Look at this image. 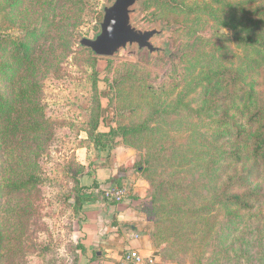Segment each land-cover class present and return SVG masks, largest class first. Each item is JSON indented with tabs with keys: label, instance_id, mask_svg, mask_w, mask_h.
Listing matches in <instances>:
<instances>
[{
	"label": "rangeland",
	"instance_id": "rangeland-1",
	"mask_svg": "<svg viewBox=\"0 0 264 264\" xmlns=\"http://www.w3.org/2000/svg\"><path fill=\"white\" fill-rule=\"evenodd\" d=\"M111 4L0 0V264H70L81 178L121 148L134 152L135 161L147 159L136 178L148 196L150 232L167 239L156 244H166L168 259L264 264L261 212L235 240L236 213L205 186L209 171L199 167L204 160L210 169L219 165L217 131L254 126L252 112L238 116L236 100L246 95L264 103V0H137L130 23L154 32L155 49L127 44L98 56L80 39L95 38ZM34 44L37 59H31ZM123 126L148 129L120 132L101 151L88 137ZM166 135L173 141L153 153ZM175 155L196 162L195 171L178 169Z\"/></svg>",
	"mask_w": 264,
	"mask_h": 264
},
{
	"label": "trees",
	"instance_id": "trees-1",
	"mask_svg": "<svg viewBox=\"0 0 264 264\" xmlns=\"http://www.w3.org/2000/svg\"><path fill=\"white\" fill-rule=\"evenodd\" d=\"M44 33L45 31L43 30L40 36H42V34ZM252 37L253 36H250L251 40ZM38 39L39 36L35 40V44L36 42L38 43ZM31 51V59L33 57L34 59H37L40 54L38 52V45L35 46L33 49L30 48V52ZM207 90L211 91L209 90V88ZM241 99L242 100H236L237 102H242L240 105H238L236 113L238 114V116L245 117V113L247 111L252 112L251 119L254 121V126H251V128H249V126H244V124L242 125L240 123L238 126H230L224 128L222 131H217V135H214L216 139L220 140L217 143V154L214 156V161L215 163H219V165L216 167V169H210L209 167L213 166L210 161L204 160L199 162V167L203 165L206 168V171H209L208 173H206L209 176V180L207 184H205V186L209 188L211 192L216 191L215 196L220 195L221 199H224V201H226L236 213V216L235 218H233L234 220H232V222L236 225L241 224V226H237L234 229L233 236L235 237V240H242V238H244V236L248 234V231H246V224H249V226L251 224H256L253 219L250 220L251 216L256 217V215H259V212H261V215L256 218H264V103L260 100H252L246 95ZM146 129H148V126H138L134 129H128L126 126H123L120 128V130H118L117 128H109L108 133L104 136L102 134L91 132L89 133L88 137L93 140L96 150L101 151L106 148H110L113 142H117V140L115 141V137L118 136L120 132L134 133L136 131ZM187 129L190 130L191 128L188 127ZM173 130L178 132L184 129L178 127L175 129L173 128ZM33 131L34 134H36L39 130L33 128ZM1 132L2 129H0V134ZM169 140L171 142L173 141L172 138H167V135L166 137L162 138L159 143L154 146L153 153H159L163 143L168 142ZM170 145L174 146V144ZM186 146V152H190V143H187ZM192 156L190 157V159H192ZM170 159L173 161V165H175L178 169L181 166L185 171L191 169V172H194L195 167L197 166L196 162H192L190 165L187 164V160L182 159L181 156L175 155L172 156ZM145 162H147L146 158H141V160L135 161L131 167V170L133 172H141L145 170V167H143V164ZM180 172L182 171L180 170ZM169 178L170 175L167 178H164V180H162L160 184H165L169 181ZM184 181L188 182L190 180L187 181V179H185ZM85 188L86 187L83 185L80 186L81 190H84ZM206 195L210 196V192H208L207 189ZM151 198L152 197L150 196V199ZM155 200L156 198L153 199V201ZM111 202L115 203V201ZM179 210L180 208L177 209V211ZM241 210L247 211L245 217L242 216V213H240L239 215V212ZM13 219H21V217L17 216ZM238 219H240L239 222L237 221ZM229 228L233 231V226H229ZM255 228H257L256 225ZM153 236L155 237L156 241H158L159 239H162V241L167 240L165 237H162L160 233L156 231L153 232ZM40 249L41 251H47L48 247L41 245ZM75 250L76 249L74 245L73 251L75 252ZM236 257L237 256L235 255V258ZM75 259L76 257L74 254L70 264H73ZM44 264H55V262L52 263V260H48Z\"/></svg>",
	"mask_w": 264,
	"mask_h": 264
},
{
	"label": "crops",
	"instance_id": "crops-1",
	"mask_svg": "<svg viewBox=\"0 0 264 264\" xmlns=\"http://www.w3.org/2000/svg\"><path fill=\"white\" fill-rule=\"evenodd\" d=\"M120 152L104 157L81 178L86 188L81 192V217L74 226L73 264H132L124 259L128 250L152 257L155 264H177L168 259L166 244H156L150 232L152 226L143 210L148 196L141 192L144 188L136 178L139 172L131 170L136 154H125L122 148ZM127 184L130 187L122 201L112 203L104 198L103 191L109 186Z\"/></svg>",
	"mask_w": 264,
	"mask_h": 264
},
{
	"label": "water",
	"instance_id": "water-1",
	"mask_svg": "<svg viewBox=\"0 0 264 264\" xmlns=\"http://www.w3.org/2000/svg\"><path fill=\"white\" fill-rule=\"evenodd\" d=\"M137 0H112L104 9L100 32L95 38L83 37L80 44L98 56H111L127 44L154 50L150 39L153 31H140L130 23L131 7Z\"/></svg>",
	"mask_w": 264,
	"mask_h": 264
},
{
	"label": "built area",
	"instance_id": "built-area-1",
	"mask_svg": "<svg viewBox=\"0 0 264 264\" xmlns=\"http://www.w3.org/2000/svg\"><path fill=\"white\" fill-rule=\"evenodd\" d=\"M126 195L127 189L123 186L111 185L103 191L104 198L115 202L122 201ZM124 259L132 264H154L152 257L141 256L136 250H128Z\"/></svg>",
	"mask_w": 264,
	"mask_h": 264
}]
</instances>
